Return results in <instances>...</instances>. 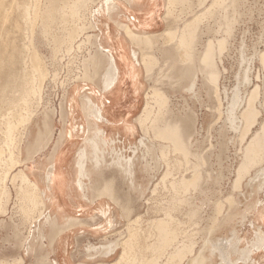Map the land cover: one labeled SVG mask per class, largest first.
Listing matches in <instances>:
<instances>
[{
  "label": "rangeland",
  "instance_id": "obj_1",
  "mask_svg": "<svg viewBox=\"0 0 264 264\" xmlns=\"http://www.w3.org/2000/svg\"><path fill=\"white\" fill-rule=\"evenodd\" d=\"M71 2H73V0H67L65 5H62L65 6L64 13L60 17H55L49 23V25L51 24L50 31L41 32L40 29H34L33 31V39H35L36 47L42 55L43 62H45L44 65L47 77L42 91V107L40 105L41 108L39 107L34 111V115L31 120H29L27 128L24 130L26 131V135L28 137L26 136L25 138L24 133L20 134L21 140L18 146V151L21 153L18 157V161H21L20 164L14 165V163H12L9 159H3L0 164V264H52L51 262L47 263L46 261H43L44 249L42 242L44 247L47 248L48 240L43 241L41 238V229L43 227L42 225L45 221V217H50L52 215L45 214L44 210H42L43 213H39L41 207L35 204L34 193L31 190L26 192V188L22 186L20 182V175L22 173H27L32 182L34 179L40 180L41 177L42 180H44V170L41 172H32L31 170L35 166V169H37V167L39 169L40 166H43L44 168L45 166L49 167L48 162L50 155L55 149L60 136L65 134L57 133L62 128V123L58 121L59 119L55 116V114L57 112L58 116L60 111L65 110L63 102H65L64 99L67 90L71 86L85 85V87L89 86L90 89H94L95 91V89L98 88V83L104 79V77H101L100 79L93 78L91 79L94 80L93 82H91V80H87L86 83H84L86 79H82L84 65L81 66V64H83V59H87L89 54L93 55V53L97 51V47L95 45V35H98L99 32L90 25V20L86 19L87 17L84 18L83 16H78L76 18L74 17L75 15L72 16L70 6L73 4H71ZM92 2L94 5L92 7L93 9H96L97 6L103 3L102 0H94ZM171 2L174 4H170ZM171 2L169 3L168 0L167 2L166 0H145V4L142 9H135L131 12L135 17V14L138 13V11L142 13L145 18H143L140 22L145 21L150 23L149 27H151V15L154 12L153 9L156 8V17L158 19L156 21H158L159 24V26L156 25L154 27L153 31L157 34V38L153 40V44L151 41V47L148 48L144 44H139L143 46L142 49L144 50L141 61L145 64L143 65L145 72L142 71V73H144L140 76V88L142 87V92L138 98L139 101L135 99L138 101L136 102L134 110L135 117L130 116L127 118L126 116H122L117 119L119 122L128 119V122L134 128L135 133L133 136H129L125 139H117L116 148L114 150L111 149V144L107 142L109 134L106 136L102 129L99 128L101 131L100 135H103L101 138L105 141V145L109 144V149L103 148L102 146V151L105 153L103 162H99L98 168L96 167L97 160H95L92 155L88 159L89 162L85 164V169L87 168L86 166L90 165L92 171L94 170L95 173H98V189L102 187L100 186L101 179H108L114 195L119 194L124 196H114L111 198L106 196V200L103 201L100 200L101 198H98V202L101 201L104 204L107 203L112 209L108 217V219L111 218V221L113 222L112 226L108 228L106 233L102 236L97 238L84 236L85 233L81 230L76 232L77 229L69 231L70 238L67 241L69 245L67 257L70 258V255L75 253L74 258L72 259L73 263L113 264L119 259L118 256L121 251L118 250L117 255L115 256L111 253L108 254V246L110 244L116 243L119 245V243L131 239L130 233H140L139 240H137L138 237L135 236V241H139L138 243L143 241L145 233H149L148 236H150V240L147 239L148 242H157V236L159 233L157 230H149V226H152L161 219H168V221L171 219L170 223L167 225L169 230L171 232H178V241H184L189 237L194 238V243H197L195 244L194 251L198 250V247H200L203 240H206V237H209L215 246H220L219 250H221V248L223 249V246L226 243H231L234 246L230 248L227 245L226 256L225 252L222 251L220 252V255L217 254L212 257L213 259L210 258L212 259H209L211 262H209L208 259H205L203 264H264V250L261 252L257 251V253H255L262 254L263 257H255V254H253L252 259L255 263L251 262L250 253H246L250 244L256 238L255 232L257 228L254 227L256 224L254 222L251 223L249 220L253 217V214L247 215L249 218L246 222V218L245 220L241 218L246 211L253 210L255 208L253 205L256 204L255 202H264V149L258 153V160L255 159V161L249 163L246 170H239L242 162L246 161V159H244V155H242V150L245 147L247 139L251 138V135H254L259 130V125L264 122V112L260 111L255 119V125L249 129L248 123L244 122L246 124L245 125L241 116L246 110V102L249 98L250 92H252L255 85L260 82L259 79H256V76H260L262 74V68L258 62V56L264 50V0H240V9L234 13L228 12L225 20H221L220 22L217 20L219 9L212 7L213 0H178V4H176L177 0H172ZM187 2L188 4H186ZM189 4L191 6H189ZM186 5H188L187 7L192 8L191 12H189L190 8L188 9ZM89 7H91V5H89ZM185 8L186 10H184ZM208 12L211 13V17H207ZM131 13L130 16L132 17ZM128 16V13H126L125 16L119 15V18H116L120 19L121 22V18H123L126 21L124 24H126L130 30L133 31V25H137L138 23L136 21L129 22L130 17ZM194 19L196 21H193ZM18 22V24L14 22V25L20 26V20ZM128 24L131 25V27ZM6 25H8V22ZM189 26L192 28L190 27L188 30L187 27ZM73 27H75L76 30ZM149 27H145L142 30H146ZM82 28L86 30L84 33H80ZM184 29L188 31L185 35L187 38L186 44L188 45H186L184 50H189L187 47H191V50H189L190 54L191 52L193 55L195 53L197 58L202 52L203 43H205L208 39H212L214 41V62L218 65L217 66L215 64L216 68L220 72V76L218 77V95L220 96L218 98L219 102L217 101L216 95L211 93L212 85L202 79L200 75H198L195 79V85L192 92H189L192 80L187 82L181 81L180 84H175L176 78L174 77L173 69L171 68L173 65L169 61V58L173 57L175 54L173 51L174 45L171 44L168 47L166 42L168 40L167 43H169V37L174 34L179 36ZM206 30L211 31L208 34ZM123 31L130 32L127 31V29ZM78 33L80 34L78 35ZM191 39L193 40V43ZM189 40L193 44L192 46ZM217 40H224L225 46L218 48L216 46ZM109 41L113 40L110 38L107 42L102 43L103 47H101L105 53L111 55L109 53ZM119 41L121 40L118 39L115 41L114 47L112 48L114 49V52L122 49V47L120 48ZM80 42L86 43L84 44V48L83 44L82 46H79ZM176 42L178 43V39ZM154 44L157 46V53L161 56V58L156 56L157 62H161L159 65H162V69H160L161 72L159 73L161 78H158V81L160 80L162 84H157V87L158 89L166 91L169 98L172 97V104L175 106L173 112L170 110L171 105L168 101L167 107L163 109V112L166 114L168 111L167 114L169 116L166 117L169 119L174 117L170 123H176L174 121L176 120L175 118H178V121L180 119L183 121V118L188 116L190 117V127L187 129L188 131L190 130V132L186 131L187 135L186 132H182V134L184 133L182 139L189 137L183 140V144L188 143L189 145H185V149L187 150L183 148L187 153H184L183 149L179 151L173 150L171 149V144H168L167 141L163 139L161 140V138L157 139L152 132L154 130V127H152L153 119H151V121H146L144 126H140L137 121V115L139 113L141 114V110L146 103L145 93H148V91L150 93V90L155 88L152 87L154 79H152L150 75L153 67L151 64H153L156 60L153 59L151 55L145 54L146 50L147 52L150 51L152 45ZM169 52L173 55L169 56ZM182 53L183 49L177 54L178 56H176L179 58H185V55ZM147 56H150V58L148 57V59H146ZM115 57L120 61L122 60L120 58L121 56ZM217 57L221 60V62L217 59ZM112 58L115 59L113 56ZM116 59L114 61H116ZM101 61L102 62L99 65L102 68L99 69L97 75H105L106 72L108 74L107 61ZM89 66L90 65L86 66L87 70L89 69ZM155 72L157 73L156 67ZM89 73H91V69L89 70ZM109 73L115 75V78H117L118 73L115 66L114 68L111 66L109 67ZM156 73L155 76L157 75ZM169 84H172V86ZM103 88L104 87H102V90ZM108 90H105L104 92H107ZM104 92H102V98L99 102H96L97 105L103 100V96L106 95ZM96 94L97 93L95 92L93 100L95 98L98 99ZM16 95L17 94H12L11 96L16 98ZM173 97L175 99H173ZM104 100L109 102L108 98ZM173 100H175V102ZM150 101L153 102L154 100L149 98V109H152L151 111L156 110L157 106L154 105V102L152 103ZM231 102L235 105L234 113L233 115H227ZM258 102L259 101L257 100V102L255 101L253 104L256 106V109L258 108L257 112H259L260 109ZM16 111L17 109L12 105H3V110L0 113L1 125L4 124V120L7 119V117H10L8 114L11 112L16 113ZM24 113L25 112H23V114ZM43 113L49 115L44 126V120L42 119ZM17 114L18 112L8 118L9 121L13 122L12 120ZM161 114V117L164 120L163 113ZM167 118H165V120L169 122ZM96 122L99 126L101 125L104 127L105 123H103V121L101 123H99V121ZM257 122L259 124H257ZM22 126L24 125L22 124ZM22 126L16 127L17 129L14 132L15 136L18 135L17 130L20 131ZM31 131L33 132L32 135L30 134ZM39 134L44 135V138H41ZM50 135L51 137L49 138ZM93 137L94 135H92L89 140ZM44 139L49 140L44 148L40 151H36L35 149H37V147H35V149L33 148L35 151L32 150L29 155L27 154L26 148H28V144L30 145L32 143V146H35L36 144L42 145L45 143ZM87 141L85 143V148H88L89 146L91 149L84 150H86V153L93 152V148ZM80 145L81 142H79L78 145L76 144L73 148L71 151L72 157H74L76 153L78 154V148ZM144 146H151L150 150H153V152L151 153L150 150L144 149ZM66 152L68 153L69 150ZM189 153L191 156H188ZM148 154L152 156H149ZM185 154H187L189 158H187ZM154 155L157 160L153 157ZM113 160L121 162H118L119 167H114L115 165L112 164ZM124 160H126L125 164H127V166H133L132 176H129L130 173L128 174L126 172L127 168L125 167ZM76 161H78L77 155ZM51 166H53V164ZM237 167L239 172L237 173L236 182L241 178V176L244 178V175H247L248 178L246 179L248 182L246 186L250 187L252 190L255 189L257 197H254L255 200L252 199L253 201L247 200V206L249 207L250 204H252L254 207H252L253 209L250 206V209L246 207V209L249 210H245L242 214H228L223 212V210H225V206L227 207L226 209L231 207V205H233V200L217 198L207 199V197L201 196L203 188L201 185H198V182L201 181V179H206L207 185H212L215 181L214 179L218 178L221 181L222 188H224V182L228 180L233 173H235ZM106 169L109 172H105ZM100 170L103 172L99 173ZM239 173L243 174L241 175ZM89 174L90 172L88 171L87 175ZM87 175H85V177ZM14 177H16L15 180H13ZM42 180L41 182H43ZM102 183L104 185L103 181ZM138 193L140 195L139 197H136L135 195ZM97 203L89 206L92 209V211H90L92 214L96 212L95 215H92V218L94 220L99 217L105 219L99 214V209L96 211L95 208H97ZM201 203L204 205L202 206ZM194 211L196 212L195 214H193ZM82 212L83 210L81 213L77 214V217L83 218V216L86 215V213ZM226 215L227 217L232 218V220L230 219V221L225 224L223 223V218L226 217ZM38 216L40 219H37ZM220 222H222V225L219 224ZM76 223H73V225ZM215 223H217V225ZM98 224H104V220L98 219ZM224 225L225 229L223 228ZM217 227H221L219 228L220 230L217 231ZM127 228H130L133 231H130V229L128 230ZM211 230L212 234H210V236L208 233ZM128 231L130 235L127 234ZM205 231H208V233ZM214 233L215 235H213ZM236 238L240 239V241L236 242ZM88 244L95 245L100 249L102 248L101 250H99V248L97 249L98 258L95 261L90 260V256L86 255L84 251L82 252V248ZM28 248L30 249L29 251ZM185 251L183 250V263L188 264L190 261V253L189 251ZM105 254L108 255L106 256ZM206 255L207 253L205 252V257H208V255ZM55 259L56 258L54 256L51 257V260ZM62 261L63 262L60 264H63L64 262L69 264L67 259H63ZM176 261L178 262L179 258L176 259Z\"/></svg>",
  "mask_w": 264,
  "mask_h": 264
},
{
  "label": "bare ground",
  "instance_id": "obj_2",
  "mask_svg": "<svg viewBox=\"0 0 264 264\" xmlns=\"http://www.w3.org/2000/svg\"><path fill=\"white\" fill-rule=\"evenodd\" d=\"M92 1H94V0H73V2H71V4H73V5L70 6V8H71L70 12H71L72 16L75 15L74 17H76V18L78 16L79 17L83 16L84 18L87 17L86 19L90 20V25L93 28L97 29L98 32H99L98 35H95V45L97 47V51L94 52L93 55L88 53L89 55L87 56V59H83V64H81V66L84 65L83 66L84 70H83L82 79H86L84 81V83H86L87 80H91L93 78L100 79L101 77L102 78L104 77V79H102L103 81L99 82L101 84L100 86L104 87L103 90H102V92H104L105 90H108L110 85L116 80L115 75L109 73V67L111 66V67L114 68V66H113L114 59L112 58L111 55H108L102 49V47H103L102 43H105V42H107L109 40V28H110L109 27V21L113 22L111 24H114L115 27H117L118 29H122V31L125 30V29H127V31H130V32L123 31V32H125L124 36L127 35L128 38H126V39H128V41H133V42L135 41L138 44H144L148 48L151 47V41H152L151 39H149V36L145 35V34L143 35L142 33H141L142 34L141 35L138 32L136 33V31L134 32V30L140 31V30H142L145 27H149L150 23H147L145 21H143V22L139 21V22H137L138 23L137 25L136 24L133 25L134 30L131 31L130 28L126 24H124V23H122L120 21L111 20L114 16L119 18V15L120 16H125L126 13H128V15H130V13L133 12V10L142 9L143 5L145 4V0H102L103 3L101 5H99V6H97L96 9L92 8L94 6L92 4L93 3ZM99 1H101V0H99ZM168 1L170 3L172 0H168ZM66 2H67V0H0V113L3 110V105H8V104L12 105L14 108L17 109L16 113L18 112V114L12 120L13 122H10L8 118H10L11 116L15 115L16 113L11 112L10 114H8V116H10V117H7V119L4 120V124L1 125V123H0V164L3 161V159H9L10 161H12V163H14V165L20 164L21 161H18V157L21 155V153H19V151H18V146H19V143H20V140H21V135L20 134L24 133L25 134L24 137L26 138V136H27L26 134L27 133L24 130L27 128L29 120H31L32 116L34 115V111L40 107L41 101L43 100L42 99V91H43V88H44V82L46 80L47 74L45 72V65H44L45 62H43L42 55L40 54V52L38 51V49L36 47L35 39H33V36H34L33 31H34V29H38V30L40 29L41 32L50 31V28H51L50 25L51 24L49 25V23L55 17H60L64 13L65 6H62V5H65ZM166 2H167V0H166ZM170 4H174V3L171 2ZM176 4H178V0H177ZM186 4H188V2ZM89 5H91V7H89ZM187 6L188 5H186V7ZM189 6H191V5L189 4ZM73 7H74V9H73ZM212 7H216V8L219 9L218 10L219 12H218V17H217L218 19L217 20L220 22L221 20H225L226 14L228 12H233L234 13L238 9H240V0H213ZM187 8L188 9L190 8L189 12L192 11L191 7H187ZM75 10H76V12H75ZM184 10H186V8ZM184 10H182V11H184ZM81 12H84V13H81ZM212 13H213V11H212ZM131 15H132V20L134 22L137 21V17L133 16L132 13H131ZM207 17H211V13L210 12L207 13ZM213 17H215V16H213ZM19 20L21 22L20 26H15L14 22H16V24H18ZM54 21H57V20H54ZM130 21L131 20H129V22ZM193 21H196V20L194 19ZM7 22H8V25H6ZM190 27L191 26L187 27V29L189 30ZM73 28L75 29V27H73ZM81 30H80V33L81 32L84 33L86 31V30H84V28H82ZM210 31L209 30L207 31L208 34L210 33ZM187 32L188 31H186L184 29V31H182L179 36H176V34H174L171 37H169V43H167L168 40L166 42V45L168 47L171 44L174 45L173 51L175 52V54H174L173 57L169 58V61L173 65V66H171V68L173 69V75L176 78L175 84L176 83L180 84L181 81L187 82V81H191L192 80V83L190 85L191 89H189V92H192V89H193V87L195 85V79L197 78L198 75H200L202 77V79L206 80L209 84L212 85V90L210 89L211 93L216 95V98H217V101H218V98L220 97L218 95V92H219L218 77L220 76V72L216 68V66H215L216 63L214 62V53H213V51L215 49L214 44H213L214 41L212 39L211 40L210 39L206 40V42L203 43V45H202V52L199 54V57L197 58V56H195V53H194V55H193L192 52L190 54L189 50H191V47L190 48L187 47V49H189V50H184V48H186V45H188V44H186L187 43V40H186L187 38L185 36L187 34ZM75 33H77V32H75ZM80 33H78V35ZM208 37H209V35H208ZM177 39H178V43L176 42ZM192 39H193V37H192ZM123 43L124 42L119 41L120 48L123 47L122 46ZM137 43H134V44L136 45ZM190 43H191V41H190ZM192 43H193V40H192ZM192 43H191V46L193 45ZM82 44H83V48H84V44H86V43L80 42L79 46H82ZM224 44H225L224 40H217L216 41V46L218 48L219 47L222 48L223 46H225ZM182 49H183V53L182 54L185 55L184 56L185 58L177 57L178 56L177 54ZM168 54H169V56L173 55L170 52ZM133 55H135V54H133ZM134 57H137V56L135 55ZM134 57H133V59H134ZM148 57L150 58V56H147L146 59H148ZM120 58L123 59L124 57L121 56ZM217 59H218V57H217ZM101 60L107 61L106 63L108 64V68H107L108 74L106 72L105 75L104 74L103 75H97L99 69L102 68L99 65L102 62ZM218 60L221 62L220 59H218ZM137 61H139L138 58H137ZM258 62L261 65V68H262V74H261L262 76L261 75L260 76H256V79H259L260 82H259V84H256L254 89L252 90V92H250L249 98H248V100L246 102V110L241 115L242 119L244 120L243 123L244 122L248 123V128L249 129H250V127L252 128V126L255 125V122H256L255 119L258 116V114L260 113V111L264 112V50L258 56ZM139 63L141 64L142 62H139ZM87 65H90L88 70L86 69ZM83 67H82V69H83ZM90 69H91V73H89ZM111 70H110V72H111ZM134 71H136V68H135V70H133V72ZM138 73L139 72H137L136 74H138ZM257 75H259V74H257ZM138 76H139V74L136 75L137 78H138ZM134 79H136V78H134ZM79 80H81V79H79ZM93 81L94 80H91V82H93ZM169 85L172 86V84H169ZM136 89H138V87H136ZM104 93H106V95L103 96V99H107V98L109 99V90L107 92H104ZM160 93L161 92L158 93L156 88H153L152 90H150V93L148 91V93L145 94V98H146V100H149V98H151V99L154 100L153 102H157L159 100V103L161 104V102H162L161 105H163V100H164L163 98H165V97H162ZM12 94H17L16 95L17 97L14 98L13 96H11ZM94 94H95L94 89L93 90L90 89L89 86L88 87L87 86L85 87V85H82V86H71L66 92L65 99H64L65 102H63L64 104L63 103L62 104L64 105L65 109H69L70 111H71V109L73 111L75 109H77V108H79V110L81 109V112H82L81 114L82 115H83V113L88 115L87 112L92 110L94 114L92 113V115H91V113H90V115H91V117L93 118L94 121H99V123H101L103 121V123H105L104 125H106V124L109 125V119L108 118L104 119L103 116H101L102 113H103L101 111H103L105 109V107L107 109V106L104 105L103 101L98 103V105H95L91 101V100H93V95ZM110 94H111V90H110ZM160 100H161V102H160ZM257 100L259 101L258 105H260L259 112H257L258 108L256 109V106L253 105L255 103V101L257 102ZM166 101L167 100H165V102ZM215 101H216V99H215ZM150 102H152V101H150ZM160 104H159V106H158V103L154 104L155 106L156 105L158 106L157 107L158 110H160L162 107H166L165 105L161 107ZM148 105L149 104L147 102L146 106H148ZM41 107H42V105H41ZM159 107H161V108L159 109ZM234 107H235L234 103L231 102V104H230V106L228 108L227 115L228 114H232L233 115ZM107 110H109V109H107ZM144 110H145V108H144ZM151 110L150 109L149 110L146 109L145 112L143 111L144 112V116L143 117L140 116V119H139V122H140L139 125L140 126H144L146 121H149V120L151 121V119H153L152 120L153 121V126L152 127H154V130L152 132H153L154 136L157 139L161 138V140L163 139V140L167 141L168 144H171V147H172L171 149L177 150V151L182 150L183 148L185 149V145L189 146L188 143L187 144H183V142H184L183 140H185V138H189V137H185V135H184L185 138L182 139L183 134L186 131H188L187 129L190 127V125H189L190 124V117L189 116L186 117V118H183V121H182V119H180L178 121V118H175L176 120H174V121L176 123H170V121L172 119H174V117L172 119L171 118L169 119V118H167L169 115L166 114L167 115V117H166L165 113H163V116H164V120H163L161 115L159 116V114H158L159 112L157 113L158 114L157 117H154L152 115L153 111H151ZM23 112H25V113L23 114ZM66 113H67V111H66ZM107 113H108V111H107ZM72 114L73 113H71L70 116ZM42 115H43L42 119L44 120V123H43V126H44L46 124V119L48 118L49 115L46 114V113H43ZM86 115H83V116H86ZM103 115H104V113H103ZM72 117H74V116H72ZM89 117L90 116L86 117V118H88V119H86V121L91 122ZM165 118H167L169 122H167V120H165ZM14 120H15V122H14ZM82 120H84V119H82ZM16 124H17V126H16ZM22 124L24 126H22ZM85 124H87V123H85ZM257 124H259V123L257 122ZM90 125H91V127L95 126V130L93 128V132L95 131L93 133L94 137L87 141V142H89V145L93 148V152H90V153L87 152L86 153V150H84V148H83V149L79 150V152L77 154L78 161H76V163H78L77 164L78 167H77V165H76V167L79 169V174H80V176H82V178H84L85 175H87V173H88L87 169H85V164L87 162H89L88 159L90 158V156L92 155L94 157V159L97 160V166L96 167L98 168L99 167L98 166L99 162L100 161L103 162L104 153H105L104 151H102V146H103V148L107 147L106 146L107 144L105 145L104 144L105 141L102 140V138H101L103 135H100L101 131H100L99 127H101V125L99 126L97 122H95V124H93V122H92ZM151 125H152V122H151ZM18 126H22V128H20L21 129L20 131L17 130L18 135L15 136L14 132L17 129L16 127H18ZM87 127H88V124L86 125V128ZM259 127H260L259 130L254 135H251V138L247 139V141L245 143V147L242 150V153H243L242 155H244V159H246V161L242 162V164L240 165V168H239L240 171H241V169L246 170V168L248 167L247 165H249V163L255 161V159L258 160L259 159V154L258 153L261 152L264 149V122H262L259 125ZM88 128H90V127H88ZM88 128H87V130H88ZM125 129H126L127 132H128L129 129H130L129 131H132L130 127L129 128L125 127ZM74 130H72L73 133H74ZM78 130H80V128H78ZM32 131H33V129H32ZM32 131L30 133L31 135L33 134ZM123 131H124V129H123ZM182 132H184V133L182 134ZM188 132H190V130ZM68 133L69 132H66L65 134H62L60 136V138H59V140L57 142V145L55 146V149L53 150L52 154L50 155L49 162H48L49 167L45 166V168H44L43 166H40L39 169L37 167L38 170L36 169V171H38V172H41L42 170L45 171L44 175H43L44 176L43 177L44 181L42 180V177L40 178V180L37 179L40 182L42 180L45 183V186H44L43 190H41L40 187L39 188L37 187L38 186L36 184L38 182L37 180H35L36 183H34V181L31 182V180L29 179L30 176L27 173H22L20 175V177H21V179L19 178L20 182H21L22 186L26 188V192L29 191V190L33 191L34 196H35V198H34L35 199V204L37 206L41 207V210L39 208V210H40L39 213H43L42 210H44V206L46 204L47 198H48V200L51 199L50 198L51 195L54 196V194L60 188L63 187L64 178L63 179L61 178L62 177V175H61V167H63V166H61V163L64 160V158L66 157L65 154L67 152H64V150H61L63 148L59 149V147L62 146V144L60 145V143L62 141L67 140L68 138H73L72 137L73 134L71 135V133H69V134ZM75 133H77V132H75ZM188 134H190V133H188ZM186 135H187V132H186ZM19 136H20V138H19ZM39 136L41 138H44V135H42V134H39ZM50 137H51V135L49 136V138ZM32 139H34V138H32ZM48 141L49 140H45L44 144L40 145L38 143L39 145L36 144L35 146H32L31 145L32 143L30 145L28 143H26V144H28L27 145L28 148H26L27 149V154L29 155L32 152V150L35 149V147H37V149H35L36 151H40L42 148H44V146L47 144ZM68 142H69V140H68ZM186 142H188V141H186ZM63 145H66L65 142H64ZM150 148H151V146L150 147L149 146H144V149L150 150ZM184 149H183L184 153H187V152H185V150H187V149H185V150ZM152 152H153V150L151 151V153ZM189 152H190V150H189ZM146 153H150V152H146ZM190 153H189L188 156H191ZM185 155L187 156V154H185ZM6 156H8V157H6ZM55 156H56V159H55ZM149 156H152V155H149ZM188 156H187V158H189ZM153 157H155V155ZM155 159H156V157H155ZM125 161L126 160H124V164H125ZM118 162H120V161H118ZM118 162L116 160L112 161V164L115 165L114 167H119ZM52 164H53V166H51ZM200 164H201V162H200ZM125 167L127 168L126 172L128 174L130 173L129 176H132V174H133V166H131V165L127 166V164H125ZM67 170H69V169H67ZM31 171H33V170H31ZM243 173H244V171H243ZM243 173H239V174L242 175ZM30 174H31V172H30ZM65 175L66 174H64V176ZM67 175H66V177H67ZM241 177H243V176H241ZM15 179H16V177L13 178V180H15ZM68 179H70V177H68ZM240 179L236 182V186L238 185L237 183L239 181H241ZM44 183H43V185H44ZM82 184H81V182L78 183V186H81L80 189L83 188ZM110 185L111 184H109V186H107V187H109V193L112 192ZM86 187L91 188L88 185ZM86 187L84 186V188H86ZM69 188H72V187H69ZM107 189L108 188H106V186L103 185V187H101V189L99 191L100 192L101 191H105L103 193H106V191L108 192ZM85 190H84V192H85ZM90 190H92V189H90ZM94 190H92V192ZM22 191H23V189H22ZM88 192H91V191L88 190ZM80 193H81V191H80ZM91 193L89 194V196L90 195L91 196L95 195V194H93L94 192L92 194ZM46 194H47V196H46ZM99 194L101 195V193H99ZM84 196H85V194H84ZM91 196H90L89 200L93 199V198H91ZM112 196L114 197V195H112ZM78 197H80V196H78ZM85 197H87V196H85ZM55 198H53V199L56 200ZM78 199L80 200V198H78ZM36 201H38V202H36ZM59 202H60V200L58 201V203ZM50 203H51V201H50ZM58 203H56V205H58ZM204 203H206V202H204ZM255 203L256 204H253L255 206V208L253 207L252 204H250L251 208L252 207L254 208V209L252 208L254 210L253 217L252 218L250 217V218L253 219L254 223L256 224V225H254V227L257 228V230L255 232L256 233V238L250 244L248 250L246 251L247 254L250 253L251 262L252 263H255V261H253V259H252L253 258L252 257L253 254L257 253V251L261 252V251L264 250V202L263 203L262 202L261 203L260 202H255ZM51 204H48V206L51 205ZM203 205L204 204H202V206ZM250 206L249 207L247 206V208L250 209ZM249 209H247V210H249ZM29 210H31V209H29ZM34 210H36V209H34ZM56 212L58 213V211H56ZM98 212H99V214L102 217L106 218L107 215L110 214L111 209H110V207H108V208L106 207V209L104 207L102 208V205H101V207L99 208ZM195 213L196 212L194 211L193 214H195ZM198 213H199V211H198ZM247 214H248V212H247ZM41 215H43V214H41ZM64 216H66V215H64ZM241 218H243V220H245V218H247L246 213H244ZM37 219H40L39 216L37 217ZM58 219H60V218H58L57 214L53 215V216H50V217H45V221L43 222L42 226H44V225L47 226L48 225V226H50L52 228L53 227L55 228L57 225H60V223H61V222L59 223ZM109 219H111V218H109ZM109 219H106V220H108L107 223L111 224L109 222ZM230 219L232 220V218L227 217V215H226V217L223 218V223H225V224L228 223L230 221ZM91 220H94V219L91 218ZM60 221H62V220L60 219ZM170 221H171V219H169V221H168V219H161V220H158L157 223L153 222L154 224L152 226H149V228H148L149 230L152 229V230H157L158 231L159 234L157 236V240H158L157 242L156 241L154 243L148 242L147 239H149L150 236H148L149 233H145L144 236H143V241L141 243H138L139 241H135L136 240L135 236H137L138 237L137 240H139V234L140 233H137V234L136 233H134V234L130 233L131 234V239H129L127 241H124L122 243H119V245L116 244V243L110 244L108 246L109 247L108 248L109 249V253L108 254L111 253V254H113V256H115V255H117V251L118 250L121 251V253L119 252L120 254L118 256L119 259L113 264H122V263H124V264H182L183 263V258H184L183 250L184 251L186 250L187 252L189 251V253H190V255H189L190 256L189 257L190 261H189L188 264H203L205 259L209 260L210 258L216 256L217 254L220 255V252H222V251L225 252V256H226L227 245L230 248L234 247L231 243H226V244H224L223 249L221 248V250H219L220 246L219 247L215 246V244H213L212 240L209 237H206V240L205 241L203 240V242L201 243L200 247H198V250L194 251L195 244H197V243H194L195 239L194 238H190V237L189 238L186 237L187 239L184 238L185 239L184 241H178V238H177L178 232L177 231L171 232L169 230L168 226H167L170 223ZM193 221H194V219H193ZM76 222H77V220H75L73 218L65 217V219L63 220V225L62 226H64V227L65 226H71V225H73V223H76ZM242 222H244V221H242ZM221 223L222 222H220L219 224H221ZM215 224L217 225V223H215ZM213 227H215V226H213ZM219 228H221V227H219ZM219 228L217 229V231L220 230ZM223 228L225 229V225L223 226ZM131 230L132 229H130V231ZM103 231H105V230H102V227H97V229H95V232L97 234H99L100 232H103ZM185 233H187V232H185ZM206 233H208V231ZM127 234H129V231H128ZM208 234L209 235L212 234V230ZM213 235H215V233ZM200 236H202V235H200ZM204 236H206V235H204ZM41 238H42V236H41ZM239 241H240V239L236 238V242H239ZM120 245H121V247H120ZM101 249L99 248V250H101ZM205 252L207 253L208 257H205ZM263 256H262V254H255V257H263ZM178 258H179V261L177 262L176 259H178ZM220 258H221V256H220ZM212 259H210V260H212ZM210 260H209V262H211ZM175 261H176V263H175ZM205 262H207V261H205ZM63 264H68V263L64 262ZM79 264H89V263H79ZM98 264H103V263H98Z\"/></svg>",
  "mask_w": 264,
  "mask_h": 264
},
{
  "label": "crops",
  "instance_id": "obj_3",
  "mask_svg": "<svg viewBox=\"0 0 264 264\" xmlns=\"http://www.w3.org/2000/svg\"><path fill=\"white\" fill-rule=\"evenodd\" d=\"M153 11L154 12L151 15V20H152L151 27H149L146 30H141V31L132 29V30H134V32L136 31V33L138 32L140 34L142 33V34L149 35L150 36L149 39L152 40V44H153V40L155 38H157V34H155L154 31H153L154 27L156 25L159 26L158 21H156V20H158L157 17H156V8H154ZM135 15L137 17V21L136 22L142 21L143 18H145L144 15L142 13H140L139 11ZM128 17H130L129 20L133 21L132 17L130 15ZM121 19H122L123 23H126V21L123 18H121ZM111 20H114V21L115 20L116 21L119 20L120 21V19H117L115 16ZM111 23H113V22L109 21V26H110V28H109V39L111 38L113 41H109V53L115 59H116L115 56H118V57L119 56H123L124 58L121 61L116 59V61L113 62V66H115V68L117 69L118 75H117L116 80L113 82L114 84L112 83L110 85V87H109V102L107 100H104V99L102 100L104 102V105L107 106V109H109V110H107L106 107H105V109L104 110L102 109L103 111H101V112L104 113V115L102 113L101 116H103L104 119H106V118L109 119V125H104V127L101 126L103 129L101 127H99V128L102 129V131L106 134V136H108V134H109V136H108L109 138L107 139L108 140L107 142L111 144L110 145L111 149L115 150L117 139H121V138L125 139V138H127L129 136H133L134 133H135V130L132 127V125L129 124L128 119L127 120H122L120 122L117 119H118V117H122V116L123 117L126 116L127 118H129L130 116L131 117H135L134 110H135L136 102L139 101L138 98L140 97V94L142 92V90L140 88V85H141L140 84V76H141V74L143 75V73L145 72V69L143 67V65H145V64H143V62L141 61L142 55L144 54V52H143L144 50L142 49L143 46L139 45L135 41L134 42L133 41H128V39H126V38H128L127 35L124 36L125 32H123L122 30L118 29L117 27H115L114 24H111ZM129 26L131 27V25H129ZM118 39H120L122 42H124L123 43V47H122V49L120 51L114 52V49H112V48L114 47L115 41L118 40ZM134 43H137V44L135 45ZM154 45H152V48L150 49V51L147 52V50H146L145 54L151 55V57H153V59L156 60L153 64H151V65H153V67L151 69L150 77H152V79H154V81L152 83V87H155L158 90V93L161 92L160 93L161 96L165 97V98H163L164 99L163 100V105H161L162 104L161 100H160L161 104L159 103V100L157 102H154V103H158V106L160 104L161 107L164 106V105L167 107V102L169 101L170 105H171V109L170 110H172L174 112L175 106H174V104H172V100H171L172 97L169 98L167 93H166V91H164L163 89H158V87H157V84H160V83L162 84V82L160 80L158 81V78L159 79L161 78L159 73L161 72L160 69H162L161 68L162 65H159V63H161V62H157L156 56H158L160 58H161V56L156 51V50H158L157 46L155 45V47H154ZM133 54H135L137 57H134L135 55H133ZM133 57H134V59H133ZM137 58H138L139 61H137ZM139 62H142L141 63L142 65ZM134 67L136 68V71L138 70L137 72H139L138 73L139 74V76H138L139 79L136 77V75H138V74H136L137 72L136 71L133 72V70H135ZM155 67L157 68V73L155 72ZM142 71H144V72L142 73ZM155 73L157 74L156 76H155ZM134 78H136V79H134ZM100 85L101 84L98 83V88L95 89V91H94V92L97 93L96 95H97L98 99L95 98L94 99L95 101L91 100L95 105H97L96 102H99V100L102 98V89H101L102 87ZM135 86L138 87V89H136ZM110 90H111V94H110ZM135 99H137L138 101L135 100ZM173 99H175V98L173 97ZM145 100H146V98H145ZM165 100H167V101L165 102ZM173 101L175 102V100H173ZM145 102L146 103H145V106L141 110L142 111L141 114L139 113L137 115L138 116L137 117V121H138L139 124H140V122H139L140 116L143 117L145 110L146 109L149 110V105L146 106L147 102L149 104V100H146ZM157 107H156V110H154L152 112L153 114L151 113L154 117H157L158 114H159V116L162 115L161 113H164L163 109L166 108V107H162V108L159 107V109L160 108L161 109L158 110ZM144 108H145V110H144ZM169 108H170V106H169ZM68 110L69 109H65L63 111H60L58 113V116H57V112L55 114V116L59 119L58 121L62 123V128L57 133L59 134V133L69 132V133H71V135L73 134L72 135L73 138H68L67 140H64V141H62L60 143V145L62 144V146L59 145L60 146L59 149L63 148L61 150H64V152L69 150V152L65 154L66 157L64 158V160L61 163V166H63V167H61V175H62L61 178L62 179L64 178L63 187L60 188L54 194V196L51 195V197H50L51 199H49V200L51 201L52 204L50 203V201L47 198L46 204L44 206L45 214H49V215H52V216L57 214L58 218H60L62 221H60V219H58L59 223L60 222L61 223H60V225H57L55 228L54 227L52 228V227H50L48 225L47 226L44 225L43 226L44 228L42 227V229H41L42 230V240L43 241L48 240L47 248L44 247L43 242H42V246H43V249H44V251H43V261H46L47 263L51 262L52 264H54V263H57V264L59 263L60 264L61 262H63L62 261L63 259H65V260L67 259L69 264H77L78 263V262L73 263V261H72V259L74 258L75 253H72V255H70V258L67 257L68 256V250H69L68 249L69 245H68L67 241L70 238L69 231H72V230L74 231L75 229H77L76 232L81 230L83 233H85L84 236H91V237L97 238V237H100L103 234H105L106 230L108 228H110L112 226V223H113L111 221V219H109V222L111 224L107 223L108 220H106V219H108L109 214H108V216L105 219L99 217V218H96L95 220H91L92 215H95L96 212H94L92 214L90 212V211H92V209L89 207V206H92L94 203H97L98 202V198L99 199L101 198L100 200L103 201V200H106V198H105L106 196L111 197L112 195H114L113 191L111 193H109V187H107V186H109L108 179H106L107 180L106 181L105 179L102 178L101 179V183H100V186L103 187L102 181L104 182V185L106 186V188H108L107 189L108 192L107 191H106V193H103L105 191H101L100 192L99 190L101 188L98 189V187H99V182H98V178H97V174L98 173H95L94 170L92 171L91 166L89 165V166H86L87 167L86 169H87V171L90 172V174L87 175L86 177L82 178V176H80V174H79V169L77 168L78 167V165H77L78 163H76V155H77V153H76V155L74 157L71 156V153H72L71 151L76 146V144L77 145L79 144V142H81V145L78 148L79 150L83 149V148L84 149H91L89 146H88V148H85V143H86L87 140H89V138L92 135H94L93 133L95 132V131L93 132V128L95 130V126L91 127V125H90L92 122H93V124H95V122H96L91 117L93 111L92 110L88 111L87 112L88 115L83 113V115H86V116H83L81 114L82 113L81 109L79 110V108L75 109L74 111L72 109H71V111L70 110L68 111ZM66 111H67V113H66ZM107 111H108V113H107ZM71 113H73V114L70 116ZM90 113H91V115H90ZM166 114H165V116H167ZM72 116H74V117H72ZM88 116H90L89 119H90L91 122L86 121V119H88L86 117H88ZM82 119H84V120H82ZM85 123H87L88 127H90V128L87 127L88 130L86 128L87 124H85ZM125 127H128V128L130 127L132 131H129L130 130L129 129L128 130L129 133H128L126 131ZM78 128H80V130H78ZM123 129H124L125 132L123 131ZM72 130H74V133L72 132ZM75 132H77V133H75ZM85 135H87V136H85ZM68 140H69V142H68ZM64 142H65L66 145H63ZM106 149H109V144L107 145ZM76 165H77V167H76ZM35 167L32 169L33 171H36ZM67 169H69V170H67ZM101 172H103V171L100 170L99 173H101ZM105 172H109V171L106 169ZM237 173H238V167L235 170V173H233L232 176L228 180H226L224 182V188H222L221 181L218 178L214 179L215 181L213 182L212 185H207L206 179H204V180L201 179V181L198 182V185L200 184L202 186V188H203L202 196L207 197V198L232 199L233 200V205H231V207H229L230 209L229 208L226 209L227 207L225 206V210H223V212L228 213V214H231V213L232 214H242L243 212H245V210H247L246 209V207L248 205L247 200L248 201H253L252 199L255 200L254 197H257L256 190L254 189L255 190L254 191L250 187L246 186V184L248 182V180L246 179V178H248L247 175H244V178H243L244 180L241 177V179H240L241 181H239L237 183L238 185L236 186ZM64 174H66V175L68 174L67 177H66V175L64 176ZM68 177H70V179H68ZM35 180H37V179H34V183H36ZM187 180H189V179H187ZM37 181L39 182V183L38 182L36 183L38 185L37 187L38 188L40 187V189L43 190L44 186H45V183L44 182H40L39 180H37ZM79 182H81V184L83 183L82 184V187H83L82 189H80L81 186H78ZM43 183H44V185H43ZM87 185L90 186L91 188L86 187ZM84 186L86 188H84ZM69 187H72V188H69ZM87 189L89 191H91V192H92V190L95 189L93 191L94 193L92 192L93 194H95L94 195L95 197L93 195H92L93 197L90 195L91 198H93L91 200H89V198H90L89 194L91 192H88ZM90 189H92V190H90ZM84 190H85V192H84ZM80 191H81V193H80ZM98 192L101 193V195ZM139 193L136 194L135 196L139 197V195H140ZM84 194L87 197H85ZM46 196H47V194H46ZM78 196H80V197H78ZM114 196L115 197H119V196L123 197L124 195L117 194V195H114ZM53 198H55L56 200H54ZM78 198H80V200ZM59 200H60V202L58 203ZM101 201H99L97 203V208H95L96 211H97V209H99L101 207L100 205H102V208L103 207L104 208L105 207H109V204H107V203L104 204ZM56 203H58V205H56ZM48 204H51V205L48 206ZM82 210H83L84 213H86V215L83 216V218L77 217V214L81 213ZM56 211H58V213ZM111 211H112V209H111ZM247 212H248V214H254L253 210H249ZM247 212H245L246 215H248ZM64 215H66V216H64ZM65 217H72L75 220H77V222H79V223H76V224H74V225H72L70 227L69 226H65L64 227L62 225H63V220L65 219ZM248 218H249V216H247L245 222L248 220ZM98 219L104 220V224L99 225L98 224ZM249 220L252 223L253 219L252 220L249 219ZM98 226L102 227V230H105V231L100 232V234L95 233V229H97ZM98 248L99 247H97L95 245L88 244V245H86V246H84L82 248V252L84 251V253L86 255H89L90 256L89 257L90 260L95 261L98 258L97 257V255H98L97 249ZM29 250L30 249L28 248V251ZM44 256H46V257H44ZM52 256H54L56 259L55 260H51ZM109 260H110V258H109Z\"/></svg>",
  "mask_w": 264,
  "mask_h": 264
}]
</instances>
